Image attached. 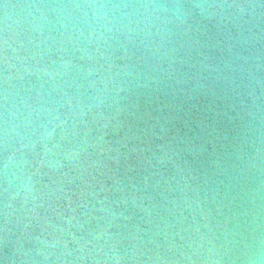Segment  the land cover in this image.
<instances>
[{
	"label": "water",
	"instance_id": "95a60500",
	"mask_svg": "<svg viewBox=\"0 0 264 264\" xmlns=\"http://www.w3.org/2000/svg\"><path fill=\"white\" fill-rule=\"evenodd\" d=\"M0 264H264V0H0Z\"/></svg>",
	"mask_w": 264,
	"mask_h": 264
}]
</instances>
